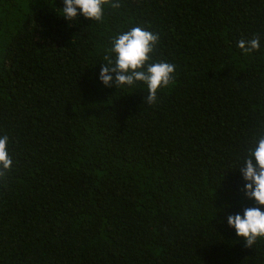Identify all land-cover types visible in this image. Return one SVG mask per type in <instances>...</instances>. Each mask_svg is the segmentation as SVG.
<instances>
[{"label": "trees", "instance_id": "1", "mask_svg": "<svg viewBox=\"0 0 264 264\" xmlns=\"http://www.w3.org/2000/svg\"><path fill=\"white\" fill-rule=\"evenodd\" d=\"M112 2L67 22L63 0H0V264H264L226 222L254 204L236 168L264 133V0ZM133 26L176 66L153 104L97 78Z\"/></svg>", "mask_w": 264, "mask_h": 264}, {"label": "clouds", "instance_id": "2", "mask_svg": "<svg viewBox=\"0 0 264 264\" xmlns=\"http://www.w3.org/2000/svg\"><path fill=\"white\" fill-rule=\"evenodd\" d=\"M107 0H63L60 17L69 20L83 16L89 20H102ZM113 0L111 7L119 8ZM159 40V35L143 26H133L120 31L111 39V56L101 64L97 78L105 85L133 87L137 82L147 88L146 100L149 104L157 101V93L168 86L173 79L175 65L165 60H153L151 54ZM237 46L245 53L261 47L260 38L240 39ZM9 138L0 135V174L12 165L8 150ZM243 180L244 195L254 202L253 206L226 216L227 225L235 235L242 237L246 246H252L258 238H264V133L259 134L250 145L242 163L236 168ZM224 202L222 208H230Z\"/></svg>", "mask_w": 264, "mask_h": 264}]
</instances>
